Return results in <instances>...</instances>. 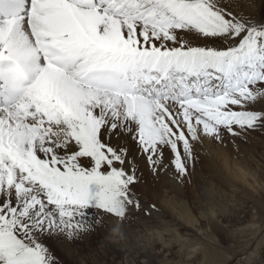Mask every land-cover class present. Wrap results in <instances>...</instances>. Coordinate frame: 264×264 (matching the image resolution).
Wrapping results in <instances>:
<instances>
[{"label":"snow or ice","instance_id":"1","mask_svg":"<svg viewBox=\"0 0 264 264\" xmlns=\"http://www.w3.org/2000/svg\"><path fill=\"white\" fill-rule=\"evenodd\" d=\"M261 100L264 20L221 0H0V264H57L101 212L121 235L137 155L183 180Z\"/></svg>","mask_w":264,"mask_h":264},{"label":"rangeland","instance_id":"2","mask_svg":"<svg viewBox=\"0 0 264 264\" xmlns=\"http://www.w3.org/2000/svg\"><path fill=\"white\" fill-rule=\"evenodd\" d=\"M250 3L257 4L256 12L245 14L244 8L249 10ZM221 5H227L234 13L264 20V0H221ZM258 7L263 9L257 11ZM260 106H264V100L257 102V107ZM212 143L229 150L232 157L238 159L243 167L251 170L264 185V129L252 131L249 135L236 139L225 134L222 144L214 140ZM206 162L209 160L197 155L195 166L190 169L191 180L188 179L186 184L177 180V185L181 189L187 185L190 194L186 196L182 194L180 198L192 213L194 224L186 225L170 210L169 203L178 200L174 197L176 195L174 188L170 186L171 182L157 180L150 186L146 180L139 179L134 191L140 201V207L129 209L127 218L120 225L122 234L117 236L111 231L117 218L101 212L104 224L98 226L94 232L70 244L53 247L51 252L57 264H203L205 258L201 252L194 255L195 257H191L190 254L189 257L185 252H179L177 246H166L174 239L173 234L177 233L181 235V239L184 238L189 243H200L203 246L207 244L206 251L217 264H264V227H258L256 218L248 214L253 213V210L247 195L243 192L237 191L231 198L240 210L239 219L242 220L241 217L245 213L247 217L227 227L226 234L214 233L219 243L207 238L210 228L205 217L201 218V213L213 202L212 197L219 204L220 198L223 197L222 193L229 195L231 186L218 170L210 169V172L205 170ZM199 184L209 189L207 193L197 194ZM238 239L240 242L248 240L247 245L236 244ZM154 240H157L158 246L152 249L151 243ZM144 242H149L147 247H144Z\"/></svg>","mask_w":264,"mask_h":264},{"label":"bare ground","instance_id":"3","mask_svg":"<svg viewBox=\"0 0 264 264\" xmlns=\"http://www.w3.org/2000/svg\"><path fill=\"white\" fill-rule=\"evenodd\" d=\"M255 8H250L249 10L244 8L245 14H249L251 12H256ZM262 9H263V7H260V8L258 7L257 11L262 10ZM128 147L132 152H134L133 154H135V145L129 142ZM197 155L200 158H205V159L209 160V162H206V166H205L206 168H204L205 170H207L208 172H210V169L213 171L218 170L219 172L222 173V175L224 177H226L229 185L231 186V189L228 192V193H230L229 195L225 194V192H223L222 193L223 197L220 198L219 204L216 203L214 201V198L212 197L213 202L208 207L205 208L206 211L201 213V218L205 217V220H207V225L210 228V231H209V234L207 235V238H209V240H211V241L214 240L216 243H219V240H217L215 238V234H218V233L219 234H226L227 233L226 232L227 227H231L234 222H238V220L240 222L247 217V215L245 213L241 217L242 220L239 219L240 218V210L236 207L237 205H235L233 203L234 200L231 198V196L233 194L236 195L235 192H237V191L243 192L247 195L248 201L251 204V208L253 210V213L248 212V214L250 213L251 214L250 216L252 218H254V219L256 218L255 221H258V223H259L258 227H264V185L262 184L260 179L255 174H253L252 171L249 170L247 167H243L241 164H239L240 161L238 159L233 158L232 154L230 153L229 150H224L222 147L216 146L212 142L210 145H206V151H198ZM137 160H138V163L140 164V168H141L140 172L138 173V176L140 179L146 180L150 186H152V184L157 180H162L166 183L171 182L170 186L172 188H174V193L176 195L174 197H176L178 200L169 203V204H171L170 210L175 212L177 214L178 218L180 220H182L186 225L187 224H191V225L194 224L193 223L194 220L192 219V217H193L192 213L189 211L186 203L180 198L181 196H183V195L186 196L189 193V191L187 190V185L183 189H181L177 185V180L184 182L185 184L188 183V181L191 180L190 176L184 178L183 180L177 179L170 172L169 173H162L159 176H155L151 172H149V170L147 169L146 166H144L143 161H140L138 155H137ZM157 178H159V179H157ZM197 189H198L197 194L207 193L206 191L209 190V189H206L205 187H203L202 184H199ZM218 223L221 225H217ZM232 232L233 231L231 230V233ZM172 233H173V231L171 232V234ZM228 235H229V233L227 234V236ZM173 237H174V239H171L170 243L166 244L167 247H169L171 245L177 246L179 249V252H185L186 255H188V256L191 254V257H195L197 253L201 252L205 258L203 264H217V261L215 260L216 262H213V260L209 256V253L206 251L208 249L207 244H205L203 246L200 243H194V244L189 243L188 240H186L184 238L181 239V235L179 233H177L175 235L173 234ZM238 237H240V235H238ZM240 238L245 239L242 237H240ZM237 243L238 244L241 243L242 245H247L248 240H246L244 242H240V240L238 239L236 244ZM148 244H149V242L148 243L144 242V247H147ZM157 244H158L157 240H154L153 243H151L152 249L157 247L158 246ZM224 251H225V249H224ZM222 253H224V252H222ZM219 256H221V255H219ZM211 260H212V262H210ZM225 262H226V260H225ZM133 263H135V260L133 261Z\"/></svg>","mask_w":264,"mask_h":264}]
</instances>
